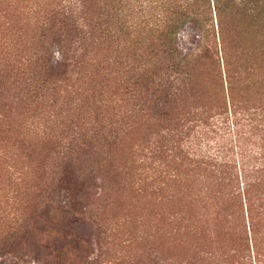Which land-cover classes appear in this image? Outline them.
<instances>
[{
  "label": "trees",
  "instance_id": "obj_1",
  "mask_svg": "<svg viewBox=\"0 0 264 264\" xmlns=\"http://www.w3.org/2000/svg\"><path fill=\"white\" fill-rule=\"evenodd\" d=\"M25 8V25L6 16L0 27V126L2 111L9 118L40 107L36 134L59 182L76 177L75 199L98 189L109 204L116 191L129 197L109 246L148 222L152 246L136 264H264V0H34ZM222 118L252 148L218 167L195 159L187 142ZM9 139L0 160L25 147ZM17 178L26 183L22 171ZM62 188L41 192L42 203L63 204L61 217L50 208L38 221L3 216L1 260L17 258L33 229L47 248L60 241L57 258L108 264L77 231L62 234V218L85 213Z\"/></svg>",
  "mask_w": 264,
  "mask_h": 264
},
{
  "label": "rangeland",
  "instance_id": "obj_2",
  "mask_svg": "<svg viewBox=\"0 0 264 264\" xmlns=\"http://www.w3.org/2000/svg\"><path fill=\"white\" fill-rule=\"evenodd\" d=\"M28 1L31 2L34 0H0V27H4L6 16L16 19L25 25V18L28 14L25 7ZM13 7H15V10H13ZM5 41L6 39H3L1 42ZM62 67V63L56 64L55 74L57 76L64 72L65 68ZM70 102V99L68 101L65 100L64 104L61 105H64L66 109L67 106L70 105ZM61 105L58 106L57 109L62 107ZM40 110V107H34L29 109L28 112L25 110L20 111L22 112L20 116L13 115L12 113V117L9 116V118H5V111H2L4 114L3 119L6 122L0 126V148L8 144L6 140L9 138L8 142H15L16 144H18L20 138L25 139L26 142H24L25 147H22L20 151H16L18 154L15 155L16 158L12 153H9L10 150L14 151L15 149L9 148V151H7L9 154L3 158L1 157L2 159L0 160V218H2V220H0V228H3L6 222L7 224L11 222L10 217H8V213L11 212H13V216L16 218H20V215H22L23 219V214L25 213L26 218L35 216L36 218H34L33 221H38L40 220L38 215L50 208L51 215H58L61 217L63 211L60 212L58 207L61 202L58 203L57 200V202L54 203H42L44 199L41 192L46 184L51 185L53 189L63 186L61 190L62 196L64 197L63 199L71 200L73 204L75 200L81 202L77 205L83 207L85 213L78 218L68 214L67 217L62 218L64 220L63 224H66L62 234H71L74 230V233L77 231L78 234L76 237L81 239L84 243L87 242L86 246L89 251H93L95 255L104 252L103 259H107L108 264H136L133 261L136 262L140 260L142 251L144 249L148 250V248L152 246L151 241L153 237L151 236L149 240V236L147 235V233L150 232V228L147 227L148 222L144 225L139 224L140 226L133 223L132 228L134 224L135 227L130 233H118L114 246H109L108 243L113 241L109 237L110 228L115 226L116 220H119L123 215L127 214L126 208L131 206V202L128 199L129 197L123 196L121 191H116L114 204H109V201L105 200L108 197H105V199H98L100 197L96 195V192H101L98 189L89 191L87 195L88 198L83 197V199H75L78 192L76 177L69 173L64 178L63 183L59 182L60 175H58L59 173L56 174L59 170H56L52 160L46 157L48 155V149L42 144V139L36 134L35 124H37V119L39 120L38 114ZM24 123L26 127H22ZM206 126V128L200 129L201 131L199 130L196 135L194 134V136L189 139V142H187L188 146H190L191 153L194 154V158L197 160L207 156L214 161L213 164L220 167L222 164L220 159H230L234 155L237 156L241 149L244 151L247 150L245 152L249 153V148H252L248 140H242V142L238 143L237 138L239 139L241 135L237 136V133H235L236 127L231 123V120H226L224 118L221 120H212ZM239 130L240 134L245 138L248 136L246 127L240 126ZM21 132H23V136L18 135V133ZM238 144L239 146H237ZM258 151H261L260 148H253V153ZM216 160L220 162H216ZM201 167H203V165ZM21 171L23 173V181L26 182L22 185L18 184L19 179L17 178L20 176ZM36 188H38V190H36ZM17 195L19 196V200H22L20 204L15 202ZM36 207H38V209H36ZM114 215H116L115 218L117 219H113ZM3 216H5V223L2 222ZM130 216L134 218L133 215ZM51 219L52 221L49 223V226L51 229H54L59 223L56 221V218ZM140 230L146 231L143 238H140V236H142L139 233ZM121 231H126V229H121ZM159 238L160 237H158V240ZM46 244L47 239L41 240L37 236V232L31 229L28 238L24 239V247L20 251V254L18 253L17 258L8 257L2 260L0 258V263L83 264L79 262L81 256L76 257L75 255H69V258L65 260L57 258L58 252L55 249L60 245V241H58L55 246L49 248L46 247ZM107 251L108 254H106ZM84 256H86V254ZM93 256L94 255L91 254V257Z\"/></svg>",
  "mask_w": 264,
  "mask_h": 264
}]
</instances>
